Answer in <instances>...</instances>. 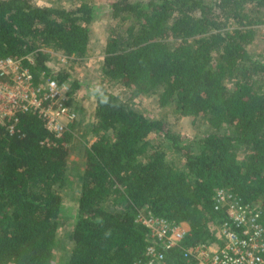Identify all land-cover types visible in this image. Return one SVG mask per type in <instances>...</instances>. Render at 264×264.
I'll list each match as a JSON object with an SVG mask.
<instances>
[{"label":"trees","instance_id":"trees-1","mask_svg":"<svg viewBox=\"0 0 264 264\" xmlns=\"http://www.w3.org/2000/svg\"><path fill=\"white\" fill-rule=\"evenodd\" d=\"M70 4L0 0V57L30 55L35 77L70 85L71 103L81 84L45 49L84 56L100 9L90 0ZM105 9L113 25L100 71L130 97L99 85L65 264H135L148 242L135 221L142 208L185 223L182 246L213 241L226 218L213 209L222 187L261 207L264 221V61L247 49L264 23V0H113ZM152 92L181 116L206 117L213 131L178 136L132 106L133 97ZM74 122L59 136L34 113L20 114L13 133L0 124V264L52 263L62 210L56 189ZM152 135L181 153L183 167L161 143L151 147ZM167 254L181 263L179 249Z\"/></svg>","mask_w":264,"mask_h":264},{"label":"built area","instance_id":"built-area-1","mask_svg":"<svg viewBox=\"0 0 264 264\" xmlns=\"http://www.w3.org/2000/svg\"><path fill=\"white\" fill-rule=\"evenodd\" d=\"M30 55L0 57V124L10 133L19 115L34 113L47 131L59 136L77 118L70 97V85L53 78L35 77ZM213 209L225 210L226 218L215 227L213 241L182 246L187 235L185 223L137 211L135 221L147 228L148 242L143 258L135 264H176L167 254L179 249V264H264V221L261 207L245 202L229 188L215 191Z\"/></svg>","mask_w":264,"mask_h":264},{"label":"rangeland","instance_id":"rangeland-1","mask_svg":"<svg viewBox=\"0 0 264 264\" xmlns=\"http://www.w3.org/2000/svg\"><path fill=\"white\" fill-rule=\"evenodd\" d=\"M113 0H90L100 9L96 19L90 24L91 43L88 52L81 57H69L62 52L45 49L50 53L51 63L63 64L70 68L72 76L77 78L81 86L71 97V105L76 110L73 135L74 141L67 157V170L62 186L56 190L62 198V210L58 217L56 230V246L51 264H65L72 247L71 231L74 225L75 210L80 193V186L84 175L85 147L89 146L93 135L91 124L94 121L96 93L99 85L106 90L118 94L123 99H128L130 93L127 88L117 82L104 78L100 67L103 62V46L108 36L109 29L113 25L108 10V4ZM35 5H56L69 7L70 0H31ZM248 51L255 57L264 61V23L257 26L254 40L248 45ZM73 58V59H72ZM132 106L149 118L164 120L171 131L178 136H186L190 139L198 138L213 129L204 116H181L175 105L160 106L157 101V92L133 97ZM223 133H231V128L222 127ZM151 147L161 143L167 159L174 160L183 167L184 159L180 152L173 150L170 143L161 142L160 138L152 135ZM243 154L240 150L239 155Z\"/></svg>","mask_w":264,"mask_h":264}]
</instances>
